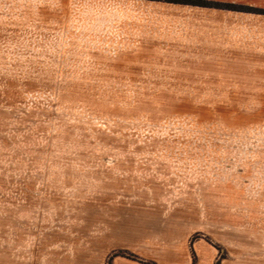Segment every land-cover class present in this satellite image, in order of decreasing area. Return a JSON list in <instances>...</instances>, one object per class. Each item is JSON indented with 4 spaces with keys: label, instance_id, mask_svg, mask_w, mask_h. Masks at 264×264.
I'll return each mask as SVG.
<instances>
[{
    "label": "rangeland",
    "instance_id": "374dc122",
    "mask_svg": "<svg viewBox=\"0 0 264 264\" xmlns=\"http://www.w3.org/2000/svg\"><path fill=\"white\" fill-rule=\"evenodd\" d=\"M114 5L0 0V264H264V60L210 74Z\"/></svg>",
    "mask_w": 264,
    "mask_h": 264
},
{
    "label": "crops",
    "instance_id": "0c3cea01",
    "mask_svg": "<svg viewBox=\"0 0 264 264\" xmlns=\"http://www.w3.org/2000/svg\"><path fill=\"white\" fill-rule=\"evenodd\" d=\"M111 1L116 2L117 9L129 7L136 14L129 21L112 16L110 20L117 22V26L139 25L141 6L149 16L141 21L151 28L149 35L143 34L142 41L158 39L162 44H175L177 51H183L184 58L199 59L200 66L206 67L210 74H236L241 64L264 60V0H201L249 9L245 11L163 0Z\"/></svg>",
    "mask_w": 264,
    "mask_h": 264
},
{
    "label": "trees",
    "instance_id": "16d2710c",
    "mask_svg": "<svg viewBox=\"0 0 264 264\" xmlns=\"http://www.w3.org/2000/svg\"><path fill=\"white\" fill-rule=\"evenodd\" d=\"M168 1H174V2H177V1H183V0H168ZM199 2H204V1H201V0H197Z\"/></svg>",
    "mask_w": 264,
    "mask_h": 264
}]
</instances>
